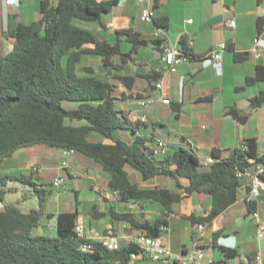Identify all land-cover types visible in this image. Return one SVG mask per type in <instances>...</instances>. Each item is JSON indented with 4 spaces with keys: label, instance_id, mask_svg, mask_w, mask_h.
<instances>
[{
    "label": "trees",
    "instance_id": "1",
    "mask_svg": "<svg viewBox=\"0 0 264 264\" xmlns=\"http://www.w3.org/2000/svg\"><path fill=\"white\" fill-rule=\"evenodd\" d=\"M118 2L41 0L37 20L19 21L8 29L12 49L5 54L0 48V264H130V255L138 252L133 244L111 251L97 241L79 238L74 231L77 210L56 215L55 234L46 233L41 222L52 217L46 212L48 196L55 189L52 182L44 183L32 170L8 174L1 168L2 162L20 149L40 145L73 152L108 175L107 190L116 192L120 203L147 201L160 205L164 213L152 221L144 214L109 213L112 222L128 223L131 231L153 238L162 236L167 217L183 197L206 196L211 206L208 214L187 219L192 225L211 223L237 201L241 185L237 173L264 164L257 156L255 138L246 139L228 158L213 150L210 155L216 162L210 166H203L193 151L182 147H173L164 157L153 154L151 144L156 134L151 139L143 136L149 125L120 110L115 85L117 82L130 89L133 83L132 78L117 74L130 57L121 51L122 43L130 44V52L136 53L147 41L132 29L116 30L112 41L99 39L75 23H97L104 29L102 16ZM151 3L157 7L158 0ZM155 22L157 28L166 29V24ZM256 33L257 38L264 36L263 18L257 19ZM178 46L185 61L204 62L210 57L192 55L184 36ZM86 57L100 59V74L82 65ZM145 78L150 84L162 75L153 72ZM255 81H264V67L257 66L255 77L247 80V85ZM250 102L252 109L263 105L264 92ZM227 113L239 124L248 121V115L234 107ZM124 132L129 141L118 136ZM93 136L99 139L93 140ZM127 168L134 170L142 182L164 177L170 178L174 187H140L132 183ZM10 182L29 187L37 208L26 212L17 204L5 203V195L16 190ZM248 207L253 214V205L248 203ZM89 214L95 219L104 217L97 211ZM216 236L213 248L228 259L235 258L234 250L216 244ZM87 245L89 249H84Z\"/></svg>",
    "mask_w": 264,
    "mask_h": 264
},
{
    "label": "crops",
    "instance_id": "2",
    "mask_svg": "<svg viewBox=\"0 0 264 264\" xmlns=\"http://www.w3.org/2000/svg\"><path fill=\"white\" fill-rule=\"evenodd\" d=\"M10 1L15 0H0V32L8 29L12 23L23 20L30 23L39 18L41 0H35V4L28 0H18L17 6ZM150 6L154 11L152 23L139 21L142 5L137 0L118 2L105 14L109 15V19L102 20L104 29L97 23H86L91 25L94 33L95 29L98 32L99 29L103 30L105 35L102 34V37L107 41H112L115 31L122 29H132L147 41L144 47L137 48L136 53L130 52V44L122 43L121 51L130 57L125 59L117 74L132 78L133 83L130 89L115 83L120 110L129 118H135L139 100L162 96L169 99L170 104L156 103L150 108L147 114L150 128L143 136L151 139L156 134L170 143L169 150L173 147L189 149L198 159L211 156L213 150L227 158V151L232 152L240 148L246 139L255 138L258 145L257 156L264 161V104L253 110L252 116L256 120L251 118L246 124L237 123L227 113L233 107L243 112L246 108L238 105L248 103L264 92V81L247 85V80L255 77L257 66L264 67V36L260 38L262 43L256 51L260 55L258 58L253 50L254 40L257 38V19H264V0H158L157 7L154 8L150 0ZM13 14L18 17H13ZM216 16H223L224 20L200 31L206 22ZM230 20L235 21L233 29L227 27ZM155 21L166 24V29L157 28ZM183 36L194 56L209 55L220 44H224L226 48L222 52V75L216 76L213 68L205 62L186 60L177 67L175 73L162 77L163 89L156 91V82L149 84L145 77L162 67L161 55L165 45L171 44L179 48L178 42ZM151 41L160 43L155 45ZM118 136L126 141L130 139L125 132ZM102 142L110 143L108 140ZM7 161L9 166L2 170L8 174L39 167L41 173L46 171L43 175L45 181L42 180L44 183H51L57 175L64 176L65 186L55 194L56 207L48 212L52 217L41 222L46 233L55 234L56 215L77 210L87 223L88 239L96 241L111 228L119 236L120 246L127 245L124 236L130 233V227L125 222H112L109 214L127 212L126 204L120 203L117 197L108 198V175L101 168L80 155L40 145L20 149ZM253 168L251 166L246 171L251 172ZM127 173L132 183L140 187H174L170 178L160 177L142 182L134 170L127 168ZM180 183L188 184L186 180H180ZM249 189V179L242 178L237 201L211 223L205 224L202 231H198V225H192L187 218L191 215L205 217L208 214L211 206L207 197H183L167 217V227L163 230L161 240L176 255L203 251L205 257L198 264H207L209 260L213 264H259L255 260L256 256L260 257V264H264V193L248 202ZM87 191L90 193L86 196V201L79 205L77 196ZM60 199L63 200L61 203ZM248 203L253 205L257 218L253 216L254 213L249 212ZM78 207L83 212L80 213ZM93 211L104 214V217H91L89 212ZM132 213L144 214L146 219L152 221L161 216L164 209L158 204L144 201L138 203V209ZM260 227L263 228L262 237L258 236ZM215 233L216 244L234 250L237 254L235 258L228 259L213 248ZM130 264L153 263L137 259Z\"/></svg>",
    "mask_w": 264,
    "mask_h": 264
},
{
    "label": "built area",
    "instance_id": "3",
    "mask_svg": "<svg viewBox=\"0 0 264 264\" xmlns=\"http://www.w3.org/2000/svg\"><path fill=\"white\" fill-rule=\"evenodd\" d=\"M141 5L140 14H139V21L141 23H152L154 20V11L150 6V0H137ZM13 5H18V0L10 1ZM191 21L189 20L188 23ZM227 27L233 29L235 27V21L230 20L227 23ZM160 31H157L159 33ZM262 40L260 38H256L254 40L253 50L256 52L259 48ZM226 46L224 44H220L217 49H215L211 54L210 57L204 61L205 64L210 65L216 76L222 75V52L225 50ZM260 55L256 52V57L258 58ZM161 62L162 67L157 69V73L161 74L162 77L173 74L176 72L177 67L180 66L183 62H185L184 57L181 55L180 49L171 44L165 45L161 55ZM156 91H162L163 83L162 78L155 83L154 86ZM156 103H160L162 105H169L170 100L164 98L162 96L159 97H146L138 101L137 109L134 113L135 118L139 119L140 122L148 124L147 114L148 111L152 106ZM153 154L156 157H164L166 156L169 148L171 147L170 143L165 141L160 137H155L152 144ZM73 154V152H68ZM199 162L203 166H210L216 162L212 156H208L204 159H199ZM250 164H254V160L248 159ZM33 172L40 173L39 167L31 168ZM264 176V165H256L251 172L242 171L237 173V178L242 179L247 177L250 181V189L247 197V201L250 202L251 200L259 198L264 193V180L262 179ZM52 186L56 190H60L65 186V178L62 175H57L52 180ZM108 198L110 196L118 197L116 192H109ZM105 193V194H106ZM127 213H132L134 210L138 209V204L129 202L126 203ZM255 218H257V214H253ZM128 224V223H127ZM86 222L84 218L81 216L76 220L74 231L79 238H86ZM129 226V224H128ZM130 227V226H129ZM204 225H198L197 230L202 231ZM164 230V229H162ZM258 236H263V228H259ZM90 240V239H88ZM119 236L110 228L104 234L99 236L96 241L100 243L103 247L108 250H118L120 246ZM124 240L127 244H133L137 247L138 252L132 253L130 255L131 262L137 259L147 260L150 263L156 264H198L204 257L205 253L203 251L198 252H189L188 254L176 255L171 252L169 247L161 240V238H153L145 236L137 231H130V233L124 236ZM84 249H89V246H85ZM255 260L260 264V257L256 256ZM207 264H213L212 260H209Z\"/></svg>",
    "mask_w": 264,
    "mask_h": 264
},
{
    "label": "rangeland",
    "instance_id": "4",
    "mask_svg": "<svg viewBox=\"0 0 264 264\" xmlns=\"http://www.w3.org/2000/svg\"><path fill=\"white\" fill-rule=\"evenodd\" d=\"M28 1L30 3H34L35 4V0H28ZM121 1L122 0H120L119 3H121ZM2 5H3V7L5 6L4 3H2ZM4 9H3V12H4ZM129 12L131 13V11H129ZM134 12H135V9H134ZM9 13L12 14L11 9H9ZM106 19H109V15L108 16H106V15L103 16V19L102 20H106ZM23 22L24 23H28L27 20H23ZM75 23H76L77 26H79L81 28H84V29L91 30L93 32V30H92L93 28L91 27L90 24H86V23L78 22V21L75 22ZM12 26H13V23L9 25V28L12 27ZM8 29H3V31L0 32V48L2 49L3 53H5V54L8 53L12 49V45H13V39L10 38L8 36V33H7L8 32ZM96 30L97 29H95V35L99 39H103L102 34L105 35L104 31L99 29V32H98ZM82 65L83 66H86V67H90L97 74L98 73L100 74V59L92 58V57H86V58H84ZM102 76H104V74H102ZM238 106L239 107H245L246 108V110H243V113H246L248 115V121L247 122H249L251 120V118H252V120H256L252 116V112H253L254 109H252L251 102L250 101L248 103L247 102H243V103H241ZM92 139L93 140H98L99 138L93 136ZM226 153H227V156H225V157H227V158L230 157L231 154H232L231 151H227ZM202 155L204 156V154H202ZM8 162L9 161H7V160L6 161H3L2 164H1V168L2 169H5L6 167H8L9 166L8 165L9 164ZM29 170H31V169L27 168V169H22L19 172H28ZM45 172L46 171H43L42 173L40 172L41 174L38 175V177H40L43 181H45V179L43 178V175H45ZM9 185L16 187V190L15 191L8 192L5 195V200H4L5 203L17 204V205H19V207L23 211H26V212L29 209H36L37 208V200H36V197L32 193V191H30L31 189L29 187H27V186H25V185H23L21 183H17V182H10ZM56 191H58V190L54 189L53 192H52V194L48 196L47 204H46V212H51L56 207V203L54 201L55 200ZM89 193L90 192H88V191L85 192V193H83V192L79 193V195L76 198V200L79 203V205L82 204L84 201H86V196L89 195ZM23 196H26V199L25 200L22 199ZM71 199L73 200V198H71ZM62 201L63 200L60 199V203ZM78 211L80 213H81V211L83 212V210H81L80 207H78ZM79 217H81L80 214H79ZM173 247H175L174 246V243H173Z\"/></svg>",
    "mask_w": 264,
    "mask_h": 264
},
{
    "label": "water",
    "instance_id": "5",
    "mask_svg": "<svg viewBox=\"0 0 264 264\" xmlns=\"http://www.w3.org/2000/svg\"><path fill=\"white\" fill-rule=\"evenodd\" d=\"M223 20H224L223 16H216V17L210 19L208 22H206V23L202 26V28L200 29V31H202V30L205 29V28H209V27L213 26L214 24L220 23V22H222ZM38 230H39V231H42V228H39Z\"/></svg>",
    "mask_w": 264,
    "mask_h": 264
}]
</instances>
